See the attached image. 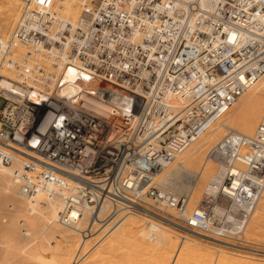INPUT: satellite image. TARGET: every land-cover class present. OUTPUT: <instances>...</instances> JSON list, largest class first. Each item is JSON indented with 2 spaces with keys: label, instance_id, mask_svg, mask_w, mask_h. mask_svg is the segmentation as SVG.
Masks as SVG:
<instances>
[{
  "label": "built area",
  "instance_id": "1",
  "mask_svg": "<svg viewBox=\"0 0 264 264\" xmlns=\"http://www.w3.org/2000/svg\"><path fill=\"white\" fill-rule=\"evenodd\" d=\"M55 2L27 1L0 40V169L20 196L58 205L64 227L106 203L244 244L264 190V113L253 137L208 150L217 174L193 211L155 178L264 75V0H81L76 24Z\"/></svg>",
  "mask_w": 264,
  "mask_h": 264
},
{
  "label": "rangeland",
  "instance_id": "2",
  "mask_svg": "<svg viewBox=\"0 0 264 264\" xmlns=\"http://www.w3.org/2000/svg\"><path fill=\"white\" fill-rule=\"evenodd\" d=\"M3 6L4 3L0 1V7L3 8ZM79 12L80 8L74 11L75 16ZM12 27L13 25L5 26V23L0 21V39H6ZM8 29L10 30L8 31ZM3 31L7 33L5 37L1 35ZM16 58L20 59L17 56ZM5 75H9V73L7 72ZM244 100L245 98L240 100V105L238 103V106L235 107L234 115L242 109L240 106L243 105ZM1 105L0 102V107ZM217 132L218 130L215 133ZM227 134L228 132H224L221 138L219 137L211 144L203 156L199 158L196 166L189 167L190 170L195 171L205 159L210 147L216 145ZM214 167L217 168L216 165ZM160 174H163V171ZM0 176L2 177L0 185L4 181L9 182L10 176L8 178L2 173V170H0ZM169 182L175 183L176 180ZM156 183L160 187H167L166 184H159L158 180ZM202 188L199 194L195 193L190 196L189 209L195 208L203 197ZM13 197L18 203L22 202V199L16 195V189H13ZM262 202H264L263 199ZM146 203L152 205L149 200ZM50 205L51 203L46 202L45 206L38 207V211L28 210L25 214H17L16 211L11 210L12 202L3 201V191L0 187V264H264V203L256 208V218L249 224L245 232L247 241L256 245L251 243L240 244L248 250L224 249L227 252H232V255L222 252L221 249L223 248L195 238L193 239L200 243L190 242L183 249V253L186 252V249L188 252L185 254L177 253L174 248L176 249L175 246L180 243L178 235H184L169 226L166 227L170 232L164 233L170 238L169 242H166L169 246L164 243L165 245L162 246L163 248L166 247L163 250L150 247V241L140 236L141 233L148 232L144 220H139L132 211H126L127 209L124 208L113 211L111 208L108 209L102 215L101 222L95 224L85 219L80 223L76 236L63 235L59 233L62 229L58 223H55L56 225L54 224L52 229L45 228V222L50 217ZM171 213L173 214V212ZM11 219L14 221L9 230L6 231V224ZM130 224H133L134 227L130 228ZM142 226H145V229ZM85 230L87 231L86 237L81 234ZM154 237L156 238L158 235ZM207 246H213V248L210 249Z\"/></svg>",
  "mask_w": 264,
  "mask_h": 264
},
{
  "label": "bare ground",
  "instance_id": "3",
  "mask_svg": "<svg viewBox=\"0 0 264 264\" xmlns=\"http://www.w3.org/2000/svg\"><path fill=\"white\" fill-rule=\"evenodd\" d=\"M0 1L2 3H4L3 8L0 7V21H2V23H5V26L14 25V23L17 21V19L19 18V15L21 13L20 7L22 8V6L25 5V3L27 1L31 2V0H0ZM79 1H81V0H79ZM79 1H77V0H56L54 6H52V7L58 13V15L60 16V18L62 20L67 21L71 24H76V22L78 21V17L80 15V12L78 15L75 16L76 12L74 13V11L79 10V8H80ZM19 9H20V12H19ZM10 29H8V31ZM6 34L7 33L5 31H3L1 35H4V37H5ZM0 40H2V39H0ZM24 48L25 47H23V48L18 47L15 49L14 54L20 59L23 58L28 53V51H27L28 49L26 48L27 49L26 50ZM3 73L6 74L7 72L4 71ZM243 98H245L244 103L242 106H240V107H242V109L237 114L234 115L233 113L235 112L234 111L235 107L238 106V103ZM239 105H240V103H239ZM263 110H264V75L262 77H260L258 79V81L253 86L248 88L244 92V94L241 95V97H239L237 99V101L231 106V108L228 110V112H226L224 115H222L216 121H214L210 125V127L199 137V139L194 142V144H191L187 148V150H185V152L178 155L170 165L165 167L162 170L163 174H160L161 173L160 172L157 175V177L155 178V181L158 180L159 184H166L167 187L165 189H167L168 191H170L171 193H173L175 195L186 196L189 199L188 206H187V212L193 211L196 208V206L199 204L200 201L197 203L195 208L189 209L190 196H192L195 193L199 194L201 192V187H203L202 188V195H204L210 189V182L212 181L213 177L217 174L218 168L214 167V165H216V163L214 161L208 159L207 156L205 157V159H203V162L200 163L201 165L199 167H197V169L195 171L190 170L189 167L197 164L199 161V158L202 157L203 154L205 153V150L211 144H213L219 137L221 138V136H223L224 132H228V134H239V135H242L246 138L253 137L255 135L258 123L261 120L262 114L264 113ZM230 117H232V118L230 119ZM228 119H230V120H228ZM217 130H218V132L215 133ZM236 130H237V132H235ZM213 147H214V145H213ZM211 148L212 147H210V149ZM0 170H2V173H4L8 178L10 176L9 182L4 181L2 183V185H0V187L3 191V201L6 200V201L12 202L11 210H14V212L16 211L17 214H23V213L25 214V212H27L28 210L38 211V207H43L46 205V202L41 197L37 198L35 203H30L29 201L23 199L19 194V190H18V187H17L14 179L12 178L11 168H1ZM0 179L2 180L1 176H0ZM170 180H173V181L176 180V182L170 183L169 182ZM12 188L14 190L16 189V195L22 199V202L18 203L15 200V198L13 197V189ZM262 199L264 200V190L261 194V197H260L255 209L252 211V213L250 215L247 226H246V228L243 232V235L241 237V240L244 243H251V244L256 245L255 243L247 241V237L245 236V232H246L249 224L252 223V221L256 218V216H255L256 215V211H255L256 208L259 205L264 203V202H262ZM110 208H111L110 205L104 203L100 206H97V208L95 209V212L93 213V215L91 217L85 214V216L80 221L75 223V225L73 227H64V226L60 225L57 221L58 212H59L58 205L51 203V205L49 207L50 217L45 222L46 223L45 228L46 229H52L53 225L55 223L56 224L58 223V225L61 227L60 229H62L59 231L60 234L75 235L76 236L78 233L77 231H79L80 223H82L88 217H90L88 222L90 221L93 224H95L96 222H101L100 219H101L102 215L104 213H106V211ZM124 209H126V208H124ZM134 209L135 210L132 211L133 215L135 217H137L139 220L140 219H142V221L144 220V225L147 227V231H148L146 233H141L140 236L145 238L147 241L148 240L150 241V244L148 242L150 247L159 248L158 250H163L166 246H164V248H163L162 245H165L166 242L167 241L169 242V240H170V238H168L164 234L165 232L166 233L170 232L166 226H169V227L173 228L174 230H176L178 233H181L182 235H184V236L178 235L180 237V240H179L180 243L175 246L176 249L174 248L175 251L177 250V253H183V249L185 247H187L188 243H190V242L200 243L199 241L194 240L193 238L199 239L201 241H206V242H209V243L216 245L217 247L223 248V249H221L222 252H227V250H224V249H229V250H234V251L248 250V249H245L243 247V245H240V244L221 243L219 241H215L213 239L206 238L205 236L192 234L191 232L183 229L182 224L174 221L173 219H171L170 217H168L164 214H161V213H158L152 209H149L148 207H144V208L134 207ZM167 213H168V215L172 214L169 211ZM260 213H262V212H260ZM13 221L14 220L11 219L6 224V231L9 230ZM129 226H130V228L134 227L133 224L132 225L130 224ZM145 226H142V228L145 229ZM256 229L258 231L257 227H256ZM81 234L84 237H86L87 231L85 230ZM155 235H158V237L155 238L154 237ZM166 245L169 246L168 244H166ZM207 247H209L210 249L213 248V246H207ZM252 251L258 252L257 250H252ZM186 252H188L187 249H186ZM185 253H183V254H185ZM227 253L231 254L232 252L230 253V251H228Z\"/></svg>",
  "mask_w": 264,
  "mask_h": 264
}]
</instances>
